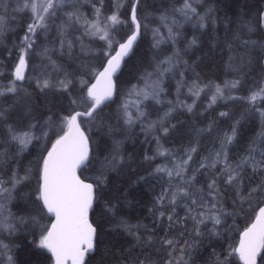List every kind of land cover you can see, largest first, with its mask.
Here are the masks:
<instances>
[{
  "label": "trees",
  "instance_id": "1",
  "mask_svg": "<svg viewBox=\"0 0 264 264\" xmlns=\"http://www.w3.org/2000/svg\"><path fill=\"white\" fill-rule=\"evenodd\" d=\"M2 2L0 0V15L8 16L9 21L2 32L5 43L0 47V65L1 68L7 69L11 68L9 66L11 60L17 58L15 56L17 45L13 44L23 39V35L29 34L34 19L28 10L18 11L14 0H2ZM134 2L135 0L73 1L74 12L69 16L60 14L61 17H54L44 36L41 32L34 35L36 39L33 46L36 51H44L45 47L46 51L48 50L46 53L51 54L50 58L58 62V65H62L63 69L59 66L55 73L58 75L60 73V80L50 83L47 88H41L34 81H24L17 83L13 91L0 94V156L9 158L14 155L4 144L5 137L11 134L12 128L31 129L37 134L46 132L47 141L43 149L40 145L37 148L32 145L29 150L27 148L23 154L16 156L17 161H10V159L1 161V167L9 176L17 168L16 176L31 173L29 178L31 180H26L16 193L17 196L28 194L29 197L22 198L23 205L20 207L22 202L20 200L19 207L15 205V211L17 215L27 214L32 222L27 223L20 234L18 232L13 238H9L18 245L15 251L17 264H52V256L43 248L37 247L33 237L37 226L34 215L41 210L49 222L51 217L44 212L40 199H37L39 168L36 179L28 167L37 162L45 148L66 128L68 117L74 110L87 111L92 103L86 93L87 84L93 79L96 71L103 66L108 55L116 49L119 41L134 30L131 20ZM187 2H190L194 9L191 15L180 10ZM263 4L264 0H145V3L144 0H137L138 14L136 15L138 20L140 19L141 35L133 51L124 58L120 72L115 76L116 94L113 99L102 104L91 117L80 118L91 143L90 160L80 173L83 178L95 184V202L91 211V220L96 226V243L94 251L88 254L85 264H182V262L183 264H239L234 252L239 233L252 221L256 209L264 200V187L261 184L264 179L262 175L264 174V158H262L260 171L252 163H248L238 177H231V166L241 161L253 144L260 119L259 109L264 108V97L251 102L246 99L260 92L264 80L262 62L264 33L259 24ZM97 17L110 23V32H113L115 38L111 45L101 37H96L92 33L93 29L88 36L82 28L81 24ZM170 17H174L175 20L173 37H166L160 43H156V38L153 36L155 29L162 27V23L169 24ZM162 28L164 32L165 29ZM62 38L73 40L75 47H68L67 42ZM45 40L47 44L43 47ZM35 56L40 61L39 70L52 66L49 64V55L44 58L41 57L42 55L39 56L40 58ZM41 59L45 60L41 62ZM161 69H164L163 75L160 76L162 79L160 77L156 79L163 91L161 100L166 105L161 100L153 99L147 104V115L153 117L156 123H153L152 128L146 129L147 132L136 125L127 126L123 123L124 116L119 107L118 95L123 88L139 81L144 74L147 76ZM89 70L93 71V74ZM70 72L72 75L69 74ZM39 81L42 82V80ZM233 81L236 82L235 97H229L228 93H225L223 96L226 98L223 100L219 95H211L210 91L215 86H224ZM66 83L70 84L66 85ZM195 85L206 87V91L199 95V98L195 97L196 100L193 94L187 91ZM212 97L215 101L209 103ZM165 107H168V112L171 111L167 112L171 115H165L166 119L161 116ZM230 120L234 123L231 124ZM114 152L121 158L120 161L115 159L113 168L109 169L106 167L110 164L106 157L111 153L115 155ZM163 157L167 158L162 159ZM17 164L18 167H16ZM211 195L226 213L223 214V221L214 229H203L193 222L192 211L196 200L203 202ZM164 207L166 208L163 210ZM186 216L191 219H187ZM229 231H231L230 237L227 236ZM162 232L166 234L162 236ZM261 257L260 264H264V255ZM199 260L201 262H198Z\"/></svg>",
  "mask_w": 264,
  "mask_h": 264
},
{
  "label": "rangeland",
  "instance_id": "2",
  "mask_svg": "<svg viewBox=\"0 0 264 264\" xmlns=\"http://www.w3.org/2000/svg\"><path fill=\"white\" fill-rule=\"evenodd\" d=\"M73 1H75V0H14V2L16 4L15 8H17L18 11H27L28 10L31 17L34 19V23L30 26L29 34L23 35V39H21L19 42L16 43V45H17L16 50L17 51L15 52V56H17V58H15V59L13 58V60H11L10 65H9L11 68L8 67L7 69H3V68H1V65H0V94L5 93V92H11L14 90L16 84L18 83V78H19V76H18L19 72L17 70V65L21 61V59H23V58H26L28 60V70L26 73V80L27 81L37 82L41 88H47V87H49L50 83H52L54 81H58V79L60 80V77L58 76V74H55L56 70L59 69V65H58V63H56L55 60H51V58H50V64L52 66H50L49 68L47 66V67L43 68V70H41V71L39 70V68H38L39 67L38 66L39 60H37L38 58L35 55L40 56V54L42 53V57H44L45 55H46L45 57H48V55H49V57H51V54L44 53V52H46V48L44 51H35V48L33 47V43L35 42L36 36H34V35L37 32H41V35L44 36L45 35L44 32H46L49 29V23L51 22V20L54 17L60 16V14L69 16L72 12H74L75 4H72ZM1 2H2V0H1ZM180 10L183 12L184 11L188 12V15H191L194 12V9H193L192 5L190 4V2L185 3L180 8ZM8 21H9L8 16L0 15V22H1L0 23V28H1L0 29V47L3 46V44L5 43L4 38L2 36V32H3V30L6 26V23ZM174 23H175L174 17H170L169 24L162 23V27H164V29H165L164 32H163L162 27H160V28L157 27L155 29L153 36L156 38V41H157L156 43H160L166 37H173L172 33H173ZM1 25L2 26L4 25V26L2 27ZM81 25H82V28L84 29V31L87 33L88 36L91 33L90 30L93 29V32H92L93 34L95 33L97 36H100L101 38H103L107 44H110V45L112 44V42H113L112 40H114V36L112 35V33H110V23L108 21H105L104 19L97 17V18H94L93 20H88L87 23L81 24ZM62 40H63V38H62ZM63 41H66L69 47H71V46L75 47L73 40L64 39ZM54 43H55V40H54ZM43 44L46 45L47 40ZM44 45H43V47H44ZM57 47H59V46H57ZM33 48H34V50H32ZM30 55H32V56H30ZM33 55L35 56V59H33V57H34ZM30 62H32V63H30ZM29 63L31 65L32 64L33 65L31 66ZM53 64H55V67L53 66ZM44 66H46V65H44ZM65 68H66V66H65ZM44 71H46L47 74H46V72L44 73ZM162 72L164 73V69H161L160 73L158 71L156 73H152L150 75H147L146 77L143 76L138 82L131 84L130 86H132V87H130V86L126 87L118 95V102L120 104L119 107L122 109L123 116H124L123 123H125L127 126L128 125H136V127H141L142 129L146 130V129H149V127L152 128L153 123H156V121L154 120L153 117H151L150 115H147V111H148L147 103L151 99L161 100L163 98L162 94H160V93H162L161 86H159L158 80L156 79L158 76L160 77L163 75ZM39 80H42V82H40ZM139 82H141V83H139ZM235 83L236 82L233 81V82L226 83L224 86L217 85L210 91V93L212 96H215V95L223 96V94L228 93L229 97L230 96L235 97L236 95L233 92V91H235V87H234ZM145 85L148 88H150V90ZM133 86H135L136 88L134 89ZM175 86H177V85H175ZM196 87L197 86H193L192 89L187 90L188 92L193 91L192 94H193L194 98L197 97V95L199 96L204 91H206V87H203V86L197 87V88ZM198 88H200V89H198ZM155 90L157 93H155ZM196 90H197V92H196ZM139 93H141V94H139ZM256 93H254L251 97L248 96L249 99H248V97L246 99L251 102V101L260 100L261 99L260 97H262V98L264 97V80L262 81L261 91L256 92ZM142 94H144L146 97ZM134 96H136V97H134ZM149 96H151V98H149ZM146 98H147V100H146ZM222 98L224 99L225 97L223 96ZM214 101H215V99L213 98L212 101H208V102L212 103ZM167 109L168 108H166V107L164 108L163 114H162L163 116L167 114ZM259 111H261L260 112L261 116L259 119V124H258V128H257L256 134L254 137L253 144L251 147H249V150H248L249 153L246 154L247 156L245 155L241 161H239L238 163L233 164L231 166L232 176H233L232 178L238 177L239 173L242 172L243 170H245L246 164H248V163H252L253 166H256L258 168V171H260V169H261L262 158H264V138H263L264 137V109L260 108ZM147 125H149V126H147ZM10 131H11L10 132L11 134L6 136L5 140H4V144L7 145L8 151L10 150V147H11L13 142H14V144L18 145L17 151L21 153L30 144H33L35 141H36L35 144H37L38 142H40L41 140L46 138V132L44 134H33V132H31L30 129H27L25 131L19 130V129H10ZM256 136H258V138ZM261 139H263V141ZM46 142H47L46 140L43 141L42 149L45 147ZM256 145H258V146H256ZM256 148H258V149H256ZM115 155H113V153H111L106 157L107 162L110 163V164H108L109 166H106L109 169L113 168L112 166H113V163H115V161H114L115 159H117V161H120L121 157L117 156L116 153H115ZM41 156H42V154H40L37 162H34V163L32 162L33 165L28 167V170L33 172V177H35L36 179H37V175H38V168H39V165L41 163ZM2 157H0V162L3 161L4 159L6 160V158H7V157H5V158L3 157V160H2ZM249 157H250V159H249ZM106 159H104L105 162H106ZM18 166L19 165L17 164L16 167H18ZM33 166H35V168H33ZM40 169H41V166H40ZM5 173H6V171L3 170V168L0 166V174H1L0 177H2V178H0L1 183H2V188L0 189V191H1L0 192V199H1L0 200V209H1L0 211L4 212V213L3 212L0 213V222H1L0 223V232L2 233V234L0 233V250L2 249L1 250L2 252L0 251V254H1L0 255V261H1L0 264H17V262H15L16 261L15 251H16L17 245L14 242H12L11 239L9 240V238H13L16 235V233L22 231L23 230L22 228L25 227L27 223H30L29 221H31V219H29V217L27 215H17V212L15 211V205H17L19 207V203L21 200L22 201L20 204V207H21L24 203V200H22V198L29 197L28 194L17 196L16 193L18 191V188L26 180L27 181L31 180V179H29L31 176V173L28 172L22 176H16L18 174V168L15 171H13L10 174V176L7 175V173L6 174ZM262 175L264 177V174H262ZM5 176H7V177H5ZM250 176L251 175L249 173V177ZM39 178H40V174L38 176V184H39ZM16 179H17V181H16ZM99 181L101 183L103 182L101 179ZM261 184H263V187H264V179H263ZM9 185L11 186V189L9 188L10 187ZM4 189L6 191H4ZM9 192H11V193H9ZM7 195H9V196H7ZM11 195H12V197H11ZM212 196L213 195L209 196L203 202H199L196 200L195 201V208L192 211V214H193L192 216H193L194 222H196L197 225H200V227L203 229L204 228L214 229L215 226H217L219 223H221L223 221V214L226 213L215 202L214 196L213 197ZM37 199H39L38 195H37ZM5 200H6V202H5ZM6 207H7V209H6ZM41 212L42 211L39 210L37 215H34V222H35V225H37V226L35 227L33 237L36 240V243H35L36 246L39 248H43L45 250L43 239L45 236L47 226L49 224V219H47L42 214L43 212L42 213ZM212 213L214 214V216ZM215 216H217V217H215ZM218 216H219V218H218ZM22 219H23V221H22ZM18 221H20V222H18ZM23 223H25V224H23ZM8 225H12L14 227L8 226ZM218 228L220 229V227H218ZM212 232H213V230H212ZM8 233H10V234H8ZM230 235H231V231H229L227 233L228 237H230ZM237 243H238V241L235 244L236 246H237ZM4 244H6V245H4ZM13 246H15V247H13ZM236 246H234V252L238 256V254L236 252ZM6 252H8V253H6ZM12 260L15 263H13Z\"/></svg>",
  "mask_w": 264,
  "mask_h": 264
},
{
  "label": "water",
  "instance_id": "3",
  "mask_svg": "<svg viewBox=\"0 0 264 264\" xmlns=\"http://www.w3.org/2000/svg\"><path fill=\"white\" fill-rule=\"evenodd\" d=\"M136 5L137 0L131 11L134 32L118 45L88 86V96L95 102L87 112L77 110L71 115L67 129L54 140L43 160L40 196L44 207L53 217L43 243L53 256V264H85L88 254L95 249L96 226L91 220L94 184L79 175V170L90 157V141L79 123V116H91L115 96V76L140 37ZM260 26L264 31V4L260 13ZM27 66L26 59L19 62L17 68L20 80H24ZM263 250L264 203L251 223L240 232L236 246L240 264H258Z\"/></svg>",
  "mask_w": 264,
  "mask_h": 264
},
{
  "label": "bare ground",
  "instance_id": "4",
  "mask_svg": "<svg viewBox=\"0 0 264 264\" xmlns=\"http://www.w3.org/2000/svg\"><path fill=\"white\" fill-rule=\"evenodd\" d=\"M99 1H100V0H99ZM150 2H151V1H150ZM144 3H145V0H144ZM146 3H147V2H146ZM157 3H158V2H157ZM152 4H153V3H152ZM159 4H160V3H159ZM146 5H147V4H146ZM146 5H145V6H146ZM206 5H207V4H206ZM206 5H205V6H206ZM152 6H153V5H152ZM142 7H144V6H142ZM154 7H155V6H154ZM175 7H176V6H175ZM198 7H199V6H198ZM202 7H203V6H202ZM141 9H142V8H141ZM146 9H148L147 6H146ZM206 9H207V8H206ZM142 10H144V9H142ZM154 10H155V8H154ZM156 10H157V9H156ZM202 10H203V9H202ZM203 11H207V10H203ZM203 11H202V12H203ZM145 12H146V11H145ZM136 13H137V12H136ZM185 13H186V12H185ZM195 13H196V12H195ZM203 13H204V12H203ZM206 13H207V12H206ZM137 14H138V13H137ZM145 14H146V13H145ZM178 15H179V14H178ZM200 15H201V14H200ZM195 16H196V15H195ZM201 16H202V15H201ZM137 17H138V16H137ZM193 17H194V14H193ZM179 18H180V15H179ZM187 18H188V17H187ZM180 19H182V18H180ZM176 20H177V19H176ZM139 21H140V19H139ZM184 21H186V20H184ZM1 22H2V21H1ZM1 22H0V23H1ZM180 22H181V21H180ZM127 23H129V22H127ZM131 23H132V22H131ZM123 24H124V23H123ZM129 25H130V24H129ZM1 26H2V25H1ZM3 26H4V25H3ZM3 26H2V27H3ZM14 26H15V25H14ZM49 26H50V25H49ZM116 26H118V25H116ZM116 26H114V27H116ZM17 27H19V26H17ZM17 27H16V28H17ZM128 27H129V26H128ZM130 27H132V26H130ZM0 29H1V28H0ZM17 29H18V28H17ZM127 29H128V28H127ZM12 30H13V29H12ZM130 30H131V29H130ZM127 31H128V30H127ZM132 31H133V30H132ZM11 32H12V31H11ZM53 32H54V31H53ZM69 32H70V31H69ZM71 32H72V29H71ZM117 32H118V31H117ZM44 33H45V32H44ZM48 33H49V32H48ZM110 33H111V32H110ZM112 33H113V32H112ZM17 34H18V33H17ZM46 34H47V33H46ZM56 34H57V33H56ZM64 34H65V33H64ZM69 34H70V33H69ZM94 34H95V33H94ZM15 35H16V34H15ZM52 35H53V34H52ZM95 35H96V34H95ZM112 35H113V34H112ZM122 35H123V34H122ZM40 36H41V35H40ZM40 36H39V37H40ZM56 36H57V35H56ZM67 36H68V35H67ZM70 36H71V35H70ZM93 36H94V35H93ZM113 36H114V35H113ZM94 37H95V36H94ZM96 37H97V35H96ZM99 37H100V36H99ZM124 37H125V36H124ZM10 38H11V37H10ZM56 38H57V40L59 39L58 37H56ZM108 38H109V37H108ZM112 38H113V37H112ZM35 39H36V38H35ZM44 39H45V38H44ZM114 39H115V38H114ZM48 40H49V39H48ZM50 40H52V38H51ZM57 40H56V42H57ZM63 40H64V39H63ZM90 40H91V39H90ZM12 41H13V40H12ZM29 41H30V40H29ZM45 41H46V40H45ZM59 41H60V39H59ZM67 41H68V40H67ZM94 41H95V40H94ZM108 41H109V40H108ZM108 41H107V42H108ZM112 41H113V40H112ZM112 41H111V42H112ZM18 42H19V41H18ZM62 42H63V41H62ZM96 42H97V41H96ZM117 42H118V41H117ZM31 43H32V42H31ZM48 43H49V42H48ZM51 43H52V42H51ZM59 43H60V42H59ZM59 43H58V44H59ZM114 43H115V42H114ZM15 44H16V43H14L13 45H15ZM55 44L57 45V43H55ZM63 44H64V42H63ZM66 44H67V43H66ZM66 44H65V45H66ZM95 44H96V43H95ZM25 45H26V44H25ZM34 45H36V44H34ZM38 45H39V44H38ZM38 45H37V46H38ZM43 45H44V44H43ZM101 45H102V44H101ZM101 45H100V46H101ZM106 45H107V44H106ZM60 46H61V45H60ZM63 46H64V45H63ZM63 46H61V47H63ZM109 46H110V45H109ZM9 47H10V46H8V48H9ZM13 47H14V46H13ZM33 47H34V46H33ZM39 47H40V46H39ZM46 47H47V46H46ZM49 47H50V46H49ZM53 47H55V46H53ZM68 47H69V46H68ZM104 47H105V46H104ZM110 47H111V46H110ZM47 48H48V47H47ZM51 48H52V47H51ZM55 48H56V47H55ZM59 48H60V47H59ZM65 48H66V46H65ZM78 48H79V47H78ZM90 48H91V47H90ZM105 48H106V47H105ZM26 49H27V48H26ZM29 49H30V48H29ZM43 49H45V47H44ZM60 49H61V48H60ZM32 50H34V48H33ZM56 50H57V48H56ZM70 50H71V49H70ZM100 50H101V49H100ZM10 51H11V50H10ZM15 51H17V50H15ZM27 51H28V50H27ZM29 51H30V50H29ZM35 51H36V49H35ZM39 51H40V50H39ZM47 51H48V50H47ZM47 51H46V52H47ZM53 51H55V50H53ZM62 51H63V50H62ZM67 51H69V50H67ZM93 51H94V49H93ZM98 51H99V50H98ZM101 51H102V50H101ZM20 52H21V51H20ZM46 52H44V53H46ZM58 52H59V49H58ZM72 52H73V51H72ZM95 52H97V51H95ZM2 53H3V52H2ZM32 53H33V52H32ZM55 53H56V52H55ZM55 53H54V55H55ZM60 53H61V52H60ZM65 53H66V52H65ZM89 53H90V51H89ZM92 53H93V52H92ZM103 53H104V52H103ZM103 53H101V54H103ZM105 53H106V52H105ZM38 54H39V53H38ZM68 54H70V52H68ZM75 54H76V53H75ZM77 54H78V52H77ZM94 54H95V53H94ZM94 54H93V55H94ZM34 55H35V54H34ZM34 55H33V56H34ZM40 55H42V53H41ZM47 55H48V54H47ZM58 55L60 56L61 54H58ZM96 55H97V54H96ZM30 56H32V55H30ZM45 56H46V55H45ZM45 56H44V57H45ZM62 56H63V54H62ZM71 56H72V55H71ZM71 56H70V57H71ZM91 56H92V55H91ZM98 56H99V54H98ZM101 56H102V55H101ZM34 57H35V56H34ZM34 57H33V59H35ZM38 57H39V55H38ZM41 57H42V56H41ZM44 57H43V58H44ZM56 57H57V56H56ZM64 57H65V55H64ZM85 57H86V56H85ZM29 58H30V57H29ZM39 58H40V57H39ZM49 58H50V57H49ZM57 58H58V57H57ZM59 58H60V57H59ZM59 58H58V59H59ZM141 58H142V57H141ZM69 59H71V58H69ZM99 59H100V58H99ZM37 60H39V59H37ZM41 60H42V59H41ZM43 60H45V59H43ZM43 60H42L41 62H43ZM51 60H52V59H51ZM60 60H61V59H60ZM65 60H66V59H65ZM89 60H90V59H89ZM96 60H97V59H96ZM147 60H148V59H147ZM63 61H64V60H63ZM92 61H93V60H92ZM38 62H40V61H38ZM47 62H48V61H47ZM51 62H52V61H51ZM54 62H55V61H54ZM65 62H66V61H65ZM68 62H69V61H68ZM70 62H72V61H70ZM87 62H88V61H87ZM89 62H90V61H89ZM30 63H32V62H30ZM30 63H29V64H30ZM34 63H35V62H34ZM57 63H58V62H57ZM96 63H97V62H96ZM41 64H42V63H41ZM46 64H48V63H46ZM49 64H50V63H49ZM71 64H72V63H71ZM77 64H79V63H77ZM77 64H75V65H77ZM89 64H90V63H89ZM30 65H31V64H30ZM32 65H33V64H32ZM32 65H31V66H32ZM65 65H66V64H65ZM96 65H97V64H96ZM14 66H15V65H14ZM38 66H39V65H38ZM40 66H41V65H40ZM42 66H43V65H42ZM53 66L55 67V64H53ZM59 66H60V65H59ZM71 66H73V65H71ZM78 66H79V65H78ZM82 66H83V65H82ZM93 66H94V65H93ZM97 66H98V65H97ZM134 66H135V65H134ZM134 66H133V67H134ZM46 67H47V66H46ZM60 67H61V69H63V68H62V65H61ZM64 67H65V66H64ZM74 67H75V66H74ZM76 67H77V66H76ZM139 67H140V66H139ZM40 68H41V67H40ZM44 68H45V67H44ZM48 68H49V67H48ZM88 68H89V67H88ZM144 68H145V67H144ZM80 69H81V67H80ZM90 69H91V68H90ZM94 69H95V68H94ZM94 69H93V70H94ZM37 70H38V69H37ZM41 70H43V69H41ZM41 70H40V71H41ZM44 70H45V69H44ZM49 70H50V69H49ZM52 70H53V69H52ZM140 70H141V69H140ZM158 70H159V69H158ZM59 71H60V70H59ZM65 71H66V70H65ZM68 71H69V70H68ZM68 71H67V72H68ZM80 71H82V70H80ZM89 71H91V70H89ZM141 71H142V70H141ZM45 72H46V71H44V73H45ZM50 72H51V71H50ZM53 72H54V71H53ZM57 72H58V71H57ZM91 72H92V74H93V71H91ZM149 72H150V71H149ZM16 73H17V72H16ZM58 73H59V72H58ZM152 73H153V72H152ZM152 73H151V74H152ZM159 73H160V71H159ZM162 73H163V72H162ZM46 74H47V72H46ZM62 74H63V73H62ZM62 74H61V75H62ZM69 74H71V72H70ZM88 74H89V73H88ZM136 74H137V73H136ZM232 74H233V73H232ZM16 75H17V74H16ZM59 75H60V73H59ZM59 75H58V76H59ZM64 75H65V74H64ZM64 75H63V76H64ZM71 75H72V74H71ZM71 75H70V76H71ZM85 75H86V74H85ZM18 76H19V75H18ZM65 76H66V75H65ZM89 76H91V75H89ZM89 76H88V77H89ZM138 76H139V75H138ZM141 76H142V75H141ZM144 76H145V74H144ZM80 77H81V76H80ZM80 77H79V78H80ZM145 77H146V76H145ZM145 77H144V78H145ZM153 77H154V76H153ZM155 77H156V76H155ZM158 77H159V76H158ZM158 77H157V78H158ZM54 78H55V77H54ZM60 78H61V76H60ZM65 78H66V77H65ZM71 78H72V77H71ZM77 78H78V76H77ZM82 78H83V77H82ZM151 78H152V77H151ZM160 78H161V77H160ZM75 79H76V78H75ZM139 79H140V77H139ZM161 79H162V78H161ZM12 80H13V79H12ZM58 80H59V79H58ZM66 80H67V79H66ZM66 80H65V81H66ZM79 80H80V79H79ZM257 80H258V78H257ZM14 81H15V80H14ZM67 81H68V80H67ZM90 81H91V80H90ZM155 81H156V80H155ZM62 82H63V81H62ZM76 82H77V81H76ZM137 82H138V81H137ZM156 82H157V81H156ZM60 83H61V82H60ZM74 83H75V80H74ZM74 83H73V84H74ZM87 83H88V82H87ZM139 83H141V82H139ZM190 83H191V82H190ZM193 83H195V82H193ZM62 84H63V83H62ZM69 84H70V83H69ZM69 84L66 83V85H69ZM76 84H77V83H76ZM76 84H74V85H76ZM143 84H144V83H143ZM143 84H142V85H143ZM10 85H11V84H10ZM87 85H88V84H87ZM136 85H137V84H136ZM177 85H178V84H177ZM145 86H146V85H145ZM163 86H164V85H163ZM178 86H179V85H178ZM185 86H186V85H185ZM195 86H196V85H195ZM130 87H132V86H130ZM133 87H134V89L136 88L135 86H133ZM138 87H139V86H138ZM146 87H147V86H146ZM146 87H145V88H146ZM173 87H174V86H173ZM197 87H198V86H197ZM197 87H196V88H197ZM140 88H141V87H140ZM147 88H148V87H147ZM176 88H177V86H176ZM176 88H175V89H176ZM179 88H180V86H179ZM183 88H184V87H183ZM185 88H186V87H185ZM190 88H191V87H190ZM123 89H125V88H123ZM134 89H133V90H134ZM148 89L150 90V88H148ZM175 89H174V90H175ZM198 89H200V88H198ZM201 89H202V88H201ZM253 89H254V88H253ZM129 90H130V89H129ZM183 90H184V89H183ZM185 90H186V89H185ZM189 90H190V89H189ZM229 90H230V89H229ZM259 90H260V89H259ZM131 91H132V90H131ZM165 91H166V90H165ZM175 91H176V90H175ZM177 91H178V90H177ZM180 91H181V90H180ZM198 91H199V90H198ZM230 91H231V90H230ZM253 91H254V90H253ZM260 91H261V90H260ZM128 92H129V91H128ZM162 92H163V91H162ZM192 92H193V91H192ZM192 92H191V93H192ZM194 92H195V91H194ZM196 92H197V90H196ZM233 92H234V91H233ZM155 93H157L156 90H155ZM177 93H178V92H177ZM177 93H176V94H177ZM198 93H199V92H198ZM224 93H225V92H224ZM133 94H134V93H133ZM135 94H136V93H135ZM139 94H141V93H139ZM151 94H152V93H151ZM160 94H162V93H160ZM180 94H181V93H180ZM188 94H189V93H188ZM188 94H187V95H188ZM256 94H257V93H256ZM136 95H137V94H136ZM142 95H144V94H142ZM156 95H157V94H156ZM162 95H163V94H162ZM171 95H172V94H171ZM171 95H170V96H171ZM178 95H179V93H178ZM181 95H183V94H181ZM181 95H180V96H181ZM189 95H190V94H189ZM243 95H244V94H243ZM144 96H145V95H144ZM144 96H143V97H144ZM176 96H177V95H176ZM176 96H175V97H176ZM219 96H220V95H219ZM219 96H218V97H219ZM134 97H136V96H134ZM145 97H146V96H145ZM172 97H173V96H172ZM186 97H187V96H186ZM197 97L199 98L198 95H197ZM221 97H223V96H221ZM249 97H250V96H249ZM249 97H248V99H249ZM257 97H258V96H257ZM259 97H260V96H259ZM7 98H8V97H7ZM149 98H151V96H149ZM188 98H189V97H188ZM193 98H194V97H193ZM198 98H197V99H198ZM209 98H210V97H209ZM216 98H217V97H216ZM225 98H226V97H225ZM237 98H238V97H237ZM254 98H255V97H254ZM260 98H262V97H260ZM142 99H143V98H142ZM154 99H155V98H154ZM165 99H166V98H165ZM165 99H164V100H165ZM189 99H190V98H189ZM203 99H204V98H203ZM207 99H208V98H207ZM212 99H213V97L211 98V101H212ZM219 99H220V98H219ZM262 99H263V98H262ZM0 100H1V99H0ZM8 100H9V99H8ZM13 100H14V99H13ZM146 100H147V98H146ZM146 100H145V101H146ZM177 100H178V99H177ZM195 100H196V98H195ZM201 100H202V99H201ZM220 100H221V99H220ZM223 100H225V99H223ZM227 100H228V99H227ZM229 100H230V99H229ZM233 100H234V98H233ZM253 100H254V99H253ZM11 101H12V100H11ZM158 101H159V100H158ZM167 101H168V100H167ZM178 101H179V100H178ZM197 101H198V100H197ZM197 101H196V102H197ZM230 101H231V100H230ZM262 101H263V100H262ZM262 101H261V102H262ZM1 102H2V101H1ZM161 102L164 103L162 100H161ZM173 102H174V101H173ZM179 102H180V101H179ZM183 102H185V101H183ZM189 102H190V101H189ZM204 102H205V101H204ZM217 102H218V101H217ZM222 102H223V101H222ZM231 102H232V101H231ZM235 102H236V101H235ZM246 102H247V101H246ZM4 103H5V101H4ZM9 103H10V102H9ZM34 103H35V102H34ZM43 103H45V102H43ZM144 103H145V102H144ZM176 103H177V101H176ZM185 103H186V102H185ZM197 103H198V102H197ZM210 103H211V102H210ZM212 103H213V102H212ZM12 104H13V103H12ZM31 104H33V103H31ZM39 104H40V103H39ZM147 104H149V103H147ZM158 104H159V103H158ZM164 104H165V103H164ZM168 104H169V103H168ZM180 104H181V103H180ZM247 104H248V102H247ZM256 104H257V103H256ZM260 104H261V103H260ZM42 105H43V104H42ZM165 105H166V104H165ZM173 105H174V104H173ZM182 105H184V104H182ZM197 105H198V104H197ZM202 105H203V104H202ZM205 105H206V103H205ZM208 105H209V104H208ZM210 105H211V104H210ZM214 105H216V104H214ZM53 106H54V105H53ZM155 106H156V105H155ZM160 106H161V105H160ZM174 106H175V105H174ZM174 106H173V107H174ZM178 106H179V105H178ZM186 106H187V105H186ZM188 106H189V105H188ZM191 106H192V105H191ZM222 106H223V105H222ZM232 106H233V105H232ZM260 106H261V105H260ZM36 107H37V106H36ZM223 107H224V106H223ZM226 107H227V105H226ZM53 108H54V107H53ZM147 108H148V107H147ZM167 108H168V107H167ZM177 108H178V107H177ZM219 108H221V107H219ZM44 109H45V107H44ZM56 109H57V108H56ZM153 109H154V107H153ZM181 109H182V108H181ZM185 109H186V108H185ZM188 109H189V108H188ZM195 109H196V108H195ZM205 109H207V108H205ZM216 109H218V108H216ZM225 109H227V108H225ZM240 109H241V108H240ZM255 109H256V108H255ZM263 109H264V108H263ZM57 110H58V109H57ZM157 110H158V109H157ZM171 110H172V109H171ZM182 110H183V109H182ZM189 110H190V109H189ZM191 110H193V109H191ZM199 110H200V109H199ZM214 110H215V109H214ZM257 110H258V109H257ZM153 111H154V110H153ZM176 111H177V110H176ZM197 111H198V110H197ZM202 111H203V110H202ZM204 111H205V110H204ZM38 112H39V111H38ZM160 112H161V110H160ZM167 112H168V110H167ZM170 112H171V111H170ZM170 112H168V113H170ZM199 112H201V111H199ZM254 112H255V111H254ZM260 112H261V111H260ZM155 113H156V112H155ZM161 113H162V112H161ZM161 113H159V114H161ZM168 113H167V114H168ZM190 113H191V112H190ZM247 113H248V112H247ZM257 113H258V112H257ZM44 114H45V113H44ZM53 114H54V113H53ZM159 114H158V116H159ZM188 114H189V113H188ZM191 114H192V113H191ZM232 114H233V113H232ZM28 115H29V114H28ZM168 115H171V114H168ZM172 115H173V114H172ZM174 115H175V114H174ZM245 115H246V114H245ZM32 116H33V115H32ZM35 116H36V115H35ZM35 116H34V117H35ZM161 116H163V115H161ZM161 116H159V117H161ZM164 116H165V115H164ZM164 116H163V117H164ZM166 116H167V115H166ZM176 116H177V115H176ZM178 116H179V115H178ZM181 116H182V115H181ZM188 116H189V115H188ZM230 116H231V115H230ZM247 116H248V114H247ZM260 116H261V115H260ZM48 117H49V116H48ZM163 117H162V118H163ZM185 117H186V116H185ZM221 117H222V116H221ZM227 117H228V116H227ZM236 117H237V116H236ZM31 118H32V117H31ZM164 118H165V117H164ZM174 118H175V117H174ZM178 118H179V117H178ZM189 118H190V117H189ZM233 118H234V117H233ZM39 119H40V118H39ZM41 119H42V118H41ZM48 119H49V118H48ZM52 119H54V117H53ZM160 119H161V118H160ZM165 119H166V118H165ZM186 119H187V118H186ZM255 119H257V118H255ZM26 120H27V119H26ZM179 120H180V119H179ZM183 120H184V119H183ZM239 120H240V119H239ZM239 120H238V121H239ZM181 121H182V120H181ZM228 121H229V119H228ZM225 122H226V121H225ZM230 122H231V120H230ZM27 123H28V122H27ZM48 123H49V122H48ZM56 123H57V122H56ZM178 123H179V122H178ZM232 123H234V122H231V124H232ZM238 123H239V122H238ZM49 124H51V122H50ZM235 124H236V123H235ZM235 124H234V125H235ZM254 124H255V123H253V125H254ZM26 125H27V124H26ZM51 125H52V124H51ZM151 125H152V124H151ZM34 126H35V125H34ZM147 126H149V125H147ZM39 127H40V126H39ZM39 127H38V128H39ZM42 128H43V127H42ZM149 128H151V127H149ZM230 128H231V127H230ZM232 128H233V127H232ZM249 128H250V127H249ZM12 129H13V128H12ZM235 129H236V128H235ZM230 130H231V129H230ZM24 131H25V130H24ZM37 131H38V130H37ZM145 131H146V130H145ZM148 131H149V130H148ZM200 131H201V129H200ZM224 131H225V130H224ZM26 132H27V131H26ZM31 132H32V131H31ZM146 132H147V131H146ZM146 132H145V133H146ZM149 132H150V131H149ZM203 132H204V131H203ZM225 132H226V131H225ZM225 132H224V133H225ZM233 132H234V131H233ZM14 133H15V132H14ZM234 133H235V132H234ZM33 134H34V133H33ZM35 134H36V133H35ZM149 134H150V133H148V136H150ZM200 134H201V133H200ZM218 134H219V133H218ZM231 135H232V134H231ZM234 135H235V134H234ZM203 136H204V135H203ZM213 136H214V135H213ZM223 136H224V135H223ZM199 137H200V136H199ZM205 137H206V135H205ZM211 137H212V136H211ZM233 137H234V136H233ZM256 137L258 138V136H256ZM212 138H213V137H212ZM212 138H211V139H212ZM218 138H219V137H218ZM257 138H256V139H257ZM263 138H264V137H263ZM201 139H202V138H201ZM212 140H214V139H212ZM261 140L263 141V139H261ZM194 142H195V141H194ZM197 142H198V141H197ZM219 142H220V140H219ZM13 143H14V142H13ZM195 143H196V142H195ZM211 143H212V142H211ZM211 143H209V144H211ZM213 143H214V142H213ZM19 144H20V143H19ZM193 144H194V143H193ZM199 144H200V143H199ZM199 144H198V145H199ZM204 144H205V143H204ZM194 145H195V144H194ZM200 145H201V144H200ZM211 145H212V144H211ZM247 145H248V143H247ZM258 145H259V144H258ZM258 145H256V146H258ZM16 146H18V145H16ZM21 146H22V145H21ZM21 146H20V147H21ZM209 146H210V145H209ZM214 146H215V145H214ZM216 146H217V145H216ZM196 147H198V146L196 145ZM200 147H201V146H200ZM212 147H213V146H212ZM261 147H262V146H261ZM7 148H8V147H7ZM192 148H193V147H192ZM207 148H208V146H207ZM209 149H211V148L209 147ZM213 149H215V148L213 147ZM256 149H258V148H256ZM13 150H14V149H13ZM13 150H11V151H13ZM21 150H22V149H21ZM21 150H20V151H21ZM200 150H201V149H200ZM207 150H208V149H207ZM262 150H263V149H262ZM262 150H261V151H262ZM151 151H152V150H151ZM193 151H194V150H193ZM198 151H199V150H198ZM205 151H206V150H205ZM250 151H251V150H250ZM143 152H144V150H143ZM146 152H147V151H146ZM155 152H156V151H155ZM206 152H207V151H206ZM251 152H252V151H251ZM1 153H2V152H1ZM15 153H16V151H15ZM157 153H158V152H157ZM208 153H209V151H208ZM248 153H249V152H248ZM16 154H17V153H16ZM153 154H154V153H153ZM205 154H206V153H205ZM252 154H253V153H252ZM8 155H9V154H8ZM11 155H12V154H11ZM142 155H143V154H142ZM156 155H157V154H156ZM206 155H207V154H206ZM246 156H247V155H246ZM0 157H1V156H0ZM15 157H16V156H15ZM142 157H143V156H142ZM149 157H151V156H149ZM4 158H5V156H4ZM10 158H11V156H10ZM10 158H6V160H8V159H10ZM146 158H147V157H146ZM152 158H153V157H152ZM154 158H155V155H154ZM166 158H167V157H166ZM166 158L163 157L162 159H166ZM170 158H172V157H170ZM170 158H169V159H170ZM205 158H206V156H205ZM16 159H17V158H16ZM16 159H15V161H17ZM142 159H144V158H142ZM249 159H250V157H249ZM251 159H252V158H251ZM2 160H3V158H2ZM13 160H14V158H13ZM153 160H154V159H153ZM3 161H4V160H3ZM164 161H165V160H164ZM169 161H170V160H169ZM159 162H160V161H159ZM201 162H202V161H200V163H201ZM149 163H150V162H149ZM162 163H163V162H162ZM166 163H167V161L165 162V164H166ZM9 164H10V162H9ZM160 164H161V163H160ZM156 165H157V164H156ZM158 165H159V164H158ZM166 165H167V164H166ZM150 166H151V165H150ZM160 166H161V165H160ZM163 166H164V165H163ZM154 167H155V166H154ZM206 167H207V166H206ZM100 168H101V167H100ZM202 168H203V167H202ZM251 168H252V167H251ZM96 169H97V168H96ZM150 169H151V168H150ZM155 169H156V168H155ZM159 169L161 170V168H159ZM163 169H164V168H163ZM3 170H4V169H3ZM97 170L99 171V169H97ZM103 170H104V169H103ZM148 170H149V169H148ZM1 171H2V170H1ZM151 171H152V170H151ZM153 171H154V170H153ZM100 172H101V171H100ZM164 172H165V169H164ZM152 173H153V172H152ZM157 173H159V172H157ZM210 173H211V172H210ZM1 174H2V173H1ZM1 174H0V175H1ZM5 174H6V173H5ZM155 174H156V173H155ZM211 174H212V173H211ZM211 174H210V175H211ZM14 176H15V175H14ZM152 176H153V175H152ZM156 176H157V175H156ZM161 176H162V175H161ZM216 176H217V175H216ZM5 177H7V176H5ZM210 177H211V176H210ZM231 177H233V176H231ZM0 178H2V177H0ZM155 178H156V177H155ZM157 178H158V177H157ZM213 178H214V177H213ZM250 178H251V177H250ZM252 178H253V177H252ZM215 179H216V178H215ZM217 179H219L218 176H217ZM217 179H216V180H217ZM160 180H161V179H160ZM208 180H209V179H208ZM210 180H211V179H210ZM223 180H224V179H223ZM227 180H228V179H227ZM16 181H17V179H16ZM250 181H251V180H250ZM3 182H4V181H3ZM201 182H203V180H202ZM224 182H226V181L224 180ZM224 182H223V183H224ZM227 182H228V181H227ZM7 183H8V182H7ZM205 183H206V182H205ZM210 183H211V182H210ZM223 183H222V184H223ZM228 183H229V182H228ZM228 183H225V184H228ZM9 184H10V183H9ZM12 184H13V183H12ZM14 184H15V183H14ZM199 184H200V183H199ZM199 184H198V185H199ZM207 184H208V183H207ZM222 184H221V185H222ZM232 184H233V183H232ZM5 185H6V184H5ZM203 185H204V184H203ZM211 185H212V184H211ZM213 185H214V184H213ZM215 185H216V184H215ZM3 186H4V185H3ZM9 186H10V185H9ZM13 186H14V185H13ZM208 186H209V185H208ZM216 186H217V185H216ZM5 187H6V186H5ZM14 187H15V186H14ZM205 187H206V186H205ZM3 188H4V187H3ZM7 188H8V187H7ZM9 188L11 189V186H10ZM203 188H204V187H203ZM206 188H207V187H206ZM210 188H211V187H210ZM234 188H235V187H234ZM204 189H205V188H204ZM213 189H214V188H213ZM225 189H226V188H225ZM7 190H8V189H7ZM200 190H201V189H200ZM207 190H208V189H207ZM4 191H6V190L4 189ZM212 191H213V190H212ZM214 191L216 192L215 189H214ZM263 191H264V190H263ZM0 192H1V191H0ZM7 192H8V191H7ZM217 192H218V191H217ZM219 192H220V191H219ZM226 192H227V191H226ZM9 193H11V192H9ZM236 193H237V192H236ZM3 194H4V193H3ZM6 194H7V193H6ZM219 194H220V193H219ZM227 194H228V193H227ZM229 194H230V193H229ZM237 194H238V193H237ZM232 195H233V194H232ZM235 195H236V194H235ZM7 196H9V195H7ZM11 197H12V195H11ZM212 197H213V196H212ZM232 197H234V196H232ZM236 197H237V196H236ZM1 198H2V197H1ZM9 198H10V197H9ZM175 199H176V198H175ZM210 199H211V198H210ZM214 199H215V198H214ZM232 199H233V198H232ZM0 200H1V199H0ZM7 200H8V199H7ZM179 200H181V199H179ZM182 200H183V199H182ZM238 200H239V199H238ZM176 201H177V200H176ZM183 201H184V200H183ZM239 201L241 202V200H239ZM5 202H6V200H5ZM167 202H168V201H167ZM177 202H178V201H177ZM240 202H239V203H240ZM260 202H261V201H260ZM3 203H4V202H3ZM154 203H155V201H154ZM168 203H169V202H168ZM20 204H21V203H20ZM164 204H165V203H164ZM224 204H225V203H224ZM237 204H238V203H237ZM241 204H242V203H241ZM4 205H5V204H4ZM7 205H8V204H7ZM165 205H167V204H165ZM168 205H169V204H168ZM176 205H177V204H176ZM222 205H223V203H222ZM5 206H6V205H5ZM151 206H152V205H151ZM174 206H175V205H174ZM229 206H230V205H229ZM234 206H235V205H234ZM167 207H168V206H167ZM175 207H176V206H175ZM231 207H232V206H231ZM255 207H256V206H255ZM1 208H2V207H1ZM150 208H151V207H150ZM165 208H166V207H164L163 210H164ZM169 208H170V207H169ZM169 208H168V209H169ZM224 208H225V207H224ZM226 208H227V207H226ZM6 209H7V207H6ZM159 209H160V208H159ZM170 209H171V208H170ZM0 210H1V209H0ZM2 210H3V209H2ZM153 210H154V209H153ZM161 210H162V209H161ZM4 211H5V210H4ZM155 211H156V210H155ZM159 211H160V210H159ZM1 212H3V211H0V213H1ZM150 212H151V211H150ZM153 212H154V211H153ZM160 212H161V211H160ZM165 212H167V211H165ZM3 213H4V212H3ZM3 213H2V214H3ZM130 213H131V212H130ZM151 213H152V212H151ZM157 213H158V212H157ZM5 214H6V213H5ZM154 214H155V213H154ZM212 214H213V213H212ZM26 215H27V214H26ZM146 215H147V214H146ZM149 215H150V214H149ZM151 215H152V214H151ZM3 216H4V215H3ZM6 216H7V215H6ZM163 216H164V215H163ZM213 216H214V214H213ZM151 217H152V216H151ZM165 217H166V216H165ZM168 217H169V216H168ZM170 217H171V216H170ZM215 217H217V216H215ZM215 217H214V218H215ZM16 218H17V217H16ZM19 218H20V217H19ZM22 218H23V217H22ZM133 218H134V217H133ZM136 218H137V217H136ZM154 218H155V217H154ZM159 218H160V217H159ZM183 218H184V217H183ZM186 218H187V216H186ZM218 218H219V216H218ZM29 219H30V218H29ZM29 219H28V220H29ZM146 219H147V218H146ZM162 219H163V218H162ZM184 219H185V218H184ZM187 219H189V218H187ZM190 219H191V218H190ZM190 219H189V220H190ZM7 220H8V219H7ZM17 220H18V219H17ZM126 220H127V219H126ZM156 220H157V219H156ZM165 220H166V219H165ZM165 220H164V221H165ZM203 220H204V219H203ZM212 220H213V219H212ZM22 221H23V219H22ZM25 221H26V220H25ZM149 221H150V220H149ZM158 221H159V220H158ZM204 221H205V220H204ZM15 222H16V221H15ZM18 222H20V221H18ZM29 222H30V221H29ZM31 222H32V221H31ZM193 222H194V221H193ZM0 223H1V222H0ZM163 223H164V222H163ZM181 223H182V222H181ZM195 223H196V222H195ZM13 224H14V223H13ZM23 224H25V223H23ZM142 224H143V223H142ZM142 224H141V225H142ZM157 224H158V223H157ZM164 224H165V223H164ZM4 225H5V224H4ZM26 225H27V224H26ZM28 225H29V224H28ZM136 225H138V224H136ZM143 225H144V224H143ZM145 225H147V223H145ZM175 225H176V224H175ZM8 226H12V225H8ZM19 226H20V225H19ZM124 226H125V225H124ZM124 226L122 225V227H124ZM130 226H132V225H130ZM164 226H165V225H164ZM166 226H167V224H166ZM170 226H171V224H170ZM178 226H179V225H178ZM180 226H181V225H180ZM182 226H183V225H182ZM12 227H14V226H12ZM125 227H126V226H125ZM125 227H124V228H125ZM184 227H185V225H184ZM4 228H5V227H4ZM131 228H132V227H131ZM134 228H136V227H134ZM142 228H143V227H142ZM151 228H153V227H151ZM151 228H150V229H151ZM159 228H160V227H159ZM165 228H166V227H165ZM170 228H171V227H170ZM233 228H234V226H233ZM16 229H17V228H16ZM23 229H24V227H23ZM119 229H120V227H119ZM126 229H127V228H126ZM161 229H162V228H161ZM2 230H3V229H2ZM8 230H9V229H8ZM27 230H28V229H27ZM132 230H133V229H132ZM132 230H131V231H132ZM156 230H158V229H156ZM185 230L187 231V228H186ZM234 230H236V229H234ZM23 231H24V230H23ZM25 231H26V230H25ZM124 231H125V230H124ZM154 231H155V230H154ZM173 231H174V229H173ZM236 231H237V230H236ZM5 232H6V231H5ZM21 232H22V231H21ZM26 232H27V231H26ZM30 232H31V231H30ZM121 232H123V231L121 230ZM142 232H144V231H142ZM164 232H165V231H164ZM176 232H177V230H176ZM0 233H1V232H0ZM11 233H12V232H11ZM124 233H125V232H124ZM133 233H134V232H133ZM133 233H132V234H133ZM162 233H163V232H162ZM185 233H186V232H185ZM233 233H234V232H233ZM1 234H2V233H1ZM8 234H10V233H8ZM19 234H20V232H19ZM127 234H129V233H127ZM130 234H131V233H130ZM140 234L143 235V233H140ZM156 234H157V233H156ZM164 234H166V233H163L162 236H163ZM25 235H26V234H25ZM27 235H28V233H27ZM147 235H148V234H147ZM149 235H150V233H149ZM20 236H21V235H20ZM29 236H30V235H29ZM133 236H134V234H133ZM151 236H152V235H151ZM157 236H158V235H157ZM166 236H167V235H166ZM3 237H4V236H3ZM124 237H126V236L124 235ZM145 237H146V236H145ZM146 238H148V237H146ZM146 238H145V239H146ZM173 239H174V238H173ZM173 239H172V240H173ZM6 240H7V239H6ZM162 240H163V238H162ZM174 240H175V239H174ZM13 241H14V240H13ZM133 241H134V239H133ZM235 241H236V240H235ZM16 242H17V241H16ZM172 242H174V241H172ZM184 242H185V241H184ZM142 243H143V242H142ZM162 243H163V242H162ZM103 244H104V243H103ZM137 244H138V243H137ZM148 244H149V242H148ZM152 244H154V243H152ZM4 245H6V244H4ZM104 245H105V244H104ZM104 245H103V246H104ZM145 245H146V244H145ZM163 245H164V244H163ZM175 245H176V244H175ZM231 245H233L232 242H231ZM8 246H9V245H8ZM17 246H18V245H17ZM137 246H138V245H137ZM235 246H236V245H235ZM5 247H6V246H5ZM5 247H4V248H5ZM13 247H15V246H13ZM13 247H12V248H13ZM19 247H20V246H19ZM155 247H156V246H155ZM155 247H154V248H155ZM173 247H174V246H173ZM231 247H232V246H231ZM4 248H3V249H4ZM101 248H102V247H101ZM135 248H136V247H135ZM151 248H153V247H151ZM13 249H14V248H13ZM104 249H105V248H104ZM139 249H140V248H139ZM167 249H168V248H167ZM191 249H192V248H191ZM191 249H190V250H191ZM1 250H2V249H1ZM1 250H0V251H1ZM155 250H156V248H155ZM155 250H154V251H155ZM172 250H173V249H172ZM198 250H199V249H198ZM230 250H231V249H230ZM7 251H8V250H7ZM9 251H10V250H9ZM146 251H147V250H146ZM146 251H145V252H146ZM151 251H152V250H151ZM151 251H150V252H151ZM156 251H157V250H156ZM168 251H169V250H168ZM182 251H183V250H182ZM193 251H194V250H193ZM232 251H233V250H232ZM1 252H2V251H1ZM13 252H14V251H13ZM141 252H142V251H141ZM158 252H159V251H158ZM158 252H157V253H158ZM166 252H167V251H166ZM170 252H171V248H170ZM177 252H178V251H177ZM180 252H181V251H180ZM6 253H8V252H6ZM151 253H152V252H151ZM171 253H172V252H171ZM173 253H174V251H173ZM181 253H185V252H181ZM2 254H3V253H2ZM4 254H5V253H4ZM149 254H150V253H149ZM167 254H168V252H167ZM186 254H187V253H186ZM194 254H195V253H194ZM194 254H193V255H194ZM197 254H198V253H197ZM199 254H200V253H199ZM231 254H233V253H231ZM0 255H1V254H0ZM8 255H9V254H8ZM150 255H152V254H150ZM191 255H192V254H191ZM201 255H202V254H201ZM262 255H264V254H262ZM2 256H3V255H2ZM12 256H13V255H12ZM147 256H148V255H147ZM169 256H170V255H169ZM172 256H173V254H172ZM226 256H227V255H226ZM230 256H231V255H230ZM233 256H234V255H233ZM164 257H165V256H164ZM228 257H229V256H228ZM234 257H235V256H234ZM162 258H163V257H162ZM170 258H171V257H170ZM172 258H173V257H172ZM182 258H183V257H182ZM182 258H181V259H182ZM184 258H185V257H184ZM192 258H193V257H192ZM226 258H227V257H226ZM226 258H224V259H226ZM232 258H233V257H232ZM10 259H11V258H10ZM125 259H126V258H125ZM157 259H158V258H157ZM185 259H186V258H185ZM14 260H15V259H14ZM122 260H123V259H122ZM131 260H132V259H131ZM150 260H151V259H150ZM161 260H162V259H161ZM163 260H164V259H163ZM169 260H171V259H169ZM261 260H262V257H261ZM12 261H13V260H12ZM48 261H49V260H48ZM51 261H52V259H51ZM154 261H155V260H154ZM167 261H168V258H167ZM178 261H180V260H178ZM221 261H222V260H221ZM233 261H234V260H233ZM0 262H1V261H0ZM15 262H16V261H15ZM15 262L13 261V263H15ZM181 262H182V260H181ZM181 262H180V263H181ZM198 262H201V261L199 260ZM202 262H203V261H202ZM214 262H215V261H214ZM216 262H217V261H216ZM51 263H52V262H51ZM162 263H163V262H162ZM176 263H177V262H176ZM187 263H188V262H187ZM177 264H178V263H177ZM182 264H183V262H182ZM184 264H185V263H184ZM190 264H191V263H190ZM223 264H224V263H223Z\"/></svg>",
  "mask_w": 264,
  "mask_h": 264
},
{
  "label": "flooded vegetation",
  "instance_id": "5",
  "mask_svg": "<svg viewBox=\"0 0 264 264\" xmlns=\"http://www.w3.org/2000/svg\"><path fill=\"white\" fill-rule=\"evenodd\" d=\"M37 134V133H36ZM43 141H44V139L43 140H41L40 142H38L37 144H35L36 143V141L33 143V144H30L27 148H28V150H29V148L32 146V145H35V148H37V146H41L42 147V143H43ZM17 147L18 146H16V144H14V143H12V145H11V147H10V150H9V152L10 153H12V154H14L11 158H10V161H14L15 160V158H17V157H15V156H20L21 154H23L24 152H25V150L27 149H25L24 151H22L21 153L20 152H18L17 151ZM34 148V147H33ZM14 149V150H13ZM11 150H13V151H11ZM15 151H16V153H15ZM20 153V154H19ZM13 158H14V160H13ZM16 160H18V159H16ZM0 166H2V164H1V162H0Z\"/></svg>",
  "mask_w": 264,
  "mask_h": 264
}]
</instances>
